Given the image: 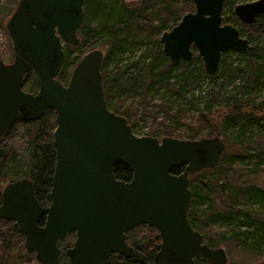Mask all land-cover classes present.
<instances>
[{
    "label": "water",
    "instance_id": "95a60500",
    "mask_svg": "<svg viewBox=\"0 0 264 264\" xmlns=\"http://www.w3.org/2000/svg\"><path fill=\"white\" fill-rule=\"evenodd\" d=\"M84 1L19 0L6 21L13 57L9 63L0 58V136L14 122L52 109L55 161L49 205L37 198L31 179H15L1 191L0 219L15 222L26 249L42 264H60L58 242L70 233L75 239L65 252L68 264H104L113 253L133 257L125 236L139 224L160 233L154 264H193L201 258L226 264L224 249L207 245L188 219L190 176L218 165L226 146L220 136L134 134L128 119L107 107L98 48L80 57L66 83L59 79L63 44L79 43ZM192 1L194 10L163 31L159 42L170 63L190 61L195 51L213 76L223 52L252 45L237 27L223 22L225 0ZM233 13L251 24L264 14V0L237 3ZM30 72L35 93L22 89ZM117 163L130 169V181L115 177Z\"/></svg>",
    "mask_w": 264,
    "mask_h": 264
},
{
    "label": "trees",
    "instance_id": "16d2710c",
    "mask_svg": "<svg viewBox=\"0 0 264 264\" xmlns=\"http://www.w3.org/2000/svg\"><path fill=\"white\" fill-rule=\"evenodd\" d=\"M248 1L250 0H243ZM238 2L239 0H225L224 5L234 7ZM193 10L192 0H140L138 5L125 4L119 0H85L84 23L77 33L78 37L80 35L77 46L82 44L84 49L76 57H72L63 47L66 59L59 79L66 83L70 68L74 67L83 54L99 45L106 46L101 73L106 104L111 111L129 119L121 108L127 98L134 95L144 98L149 94H161L162 102L155 110L163 111L168 118L173 117L171 120L176 123V127H182V117L186 112L195 110L197 115H193L192 121L186 125L190 132L184 136H173L164 121L158 123L159 126L154 125L145 134L180 139L217 135L224 137L226 147L237 148L238 151L227 162L223 153L215 168L200 171L211 172L212 179L204 187L190 183L193 197L188 219L210 247H217L230 239L236 248L241 247L243 251L260 256L264 253V189L256 185L234 186L227 179V168L231 167V162L241 163L244 158L253 162L254 168L264 167V150L251 144L264 133V14L258 16L251 24L240 23L233 11L224 19V23H232L238 28L240 34L249 40L252 48L242 52H223L218 72L209 76L205 73L202 60L197 54L190 61H181L174 65L163 54L159 42L163 31L177 24L183 14ZM139 44H145L146 48L135 55V47ZM231 54L236 55V60H229ZM109 63L113 64L112 71L108 70ZM34 86L37 90L36 79ZM195 90H200L196 96L193 95ZM190 94L191 98L185 101V104L189 105H183L182 101ZM200 98L205 99L202 101ZM142 105L147 108L148 103ZM217 105L226 111H215ZM54 118L55 111L49 109L38 119L12 124L0 137L1 142L2 138L18 125L26 130L29 139L24 154V175L12 180L20 177L31 179L37 198L45 205L49 203L54 166ZM131 127L134 129L132 124ZM9 152L11 149L7 144L0 145L3 164ZM14 156L13 154L11 159L15 160ZM222 163L228 164L222 168ZM10 174L0 175V187L7 182L6 178ZM115 174L120 179H127L131 172L128 167L118 164ZM213 224H218L222 229L215 239L209 231ZM140 227L148 230L147 236L132 235L134 230L127 236L128 242L136 249L135 257L125 258L113 254L104 264H154L153 254L160 245V234L153 227ZM11 232L10 240L16 236L22 241L21 249L32 254V251L26 249L24 238L16 225ZM10 240H3L0 246V264L10 259L11 255H6V248L12 242ZM36 261L39 262L37 259ZM193 264L213 263L201 258Z\"/></svg>",
    "mask_w": 264,
    "mask_h": 264
},
{
    "label": "rangeland",
    "instance_id": "374dc122",
    "mask_svg": "<svg viewBox=\"0 0 264 264\" xmlns=\"http://www.w3.org/2000/svg\"><path fill=\"white\" fill-rule=\"evenodd\" d=\"M18 1L19 0H0V58L6 63L12 60V48H11V38L6 30L5 24L7 19L11 15L12 11L16 7ZM119 1L129 5H138L140 2V0H119ZM182 1L184 2V0ZM242 2L243 0H239L238 3H242ZM232 11H233L232 6L224 5L222 12L223 21L226 17L230 15ZM63 47L66 49L67 52L71 53L72 57L74 56L76 57L84 49L82 44L77 46V45L64 43ZM95 48H98L102 51L103 58L106 57V50H107L106 46L99 45ZM135 48H136L135 55H137V53H139L140 50L146 48V45L139 44ZM195 54L196 52L194 51V55ZM229 60H236V55L231 54ZM125 61L126 60L124 59L123 62ZM113 69H114L113 64L109 63L108 70L112 71ZM71 70L72 68H70V72ZM24 80H25L24 90L29 92H33L36 90L34 86L35 76L32 72L28 73L25 76ZM198 91L200 90H195L193 92V95L194 96L198 95ZM191 96L192 94H190L187 98H184L182 104L188 106L189 104H185V101L188 100V98H191ZM200 99L204 101L205 98H200ZM141 101L143 102L142 104H145L146 102L148 103L147 108H144V105L140 103ZM161 102H162L161 94L160 96L159 95L152 96L151 94H149L147 97L145 96L144 98L141 95L140 96L134 95V97L127 98V100L125 101L124 105L121 108L124 109L125 112L127 113L130 125L131 124L133 125L134 129L132 128V131L134 134L136 135L140 134L141 136H144L146 135L145 133L150 131L154 125L159 126L158 123L161 122L163 123V121L165 122L164 124H166L168 129L173 132L172 133L173 136H177V137L184 136L186 133L190 132L189 129H187L188 127L186 125L187 123L192 121L194 117L193 115H197V112H195V110L186 112V115L182 117L184 126L176 127V123H174L171 120L173 117H169L170 118L169 119L163 111L155 110L158 108L157 105L160 104ZM214 110L215 111L220 110L222 113L226 111L225 108L220 107L218 105L215 106ZM220 138L224 140L223 136H220ZM28 139H29V135L27 134L26 130L23 128V126L18 125L14 127L12 130H10L9 134H6V136L3 137L0 142V145L7 144V147L11 149V152H9L10 154L7 155L6 157L7 159L4 164H3L2 155H0V175H3L5 173H11L6 178L7 182L13 181L12 180L13 178H17L19 176L24 175L23 172L26 167V159L24 157V154L27 150ZM251 144L256 145L258 149L264 150V133L261 134V138H258L256 141L253 140ZM237 151H238L237 148L233 146L232 147L225 146L223 157L226 159V162ZM13 154L15 155L14 156L15 160L11 159L13 158L11 157L13 156ZM227 164L228 163H222L223 166L222 168H225ZM230 166L231 167L227 168L228 170L227 179L228 181H230V183H233L234 186L244 187L247 185H256L264 189V167L260 169L254 168L253 162H251L248 158H244L241 163L231 162ZM204 170L205 169L200 171H204ZM200 171L191 175L190 183L192 182V184H198L204 187L212 179L211 172L209 171L200 172ZM221 181L223 180H220V182ZM7 182L2 184V186L0 187V192L2 191L3 187ZM14 225L15 222L13 220L0 219V246L3 240L5 239L7 241L10 240V235L12 233L11 231ZM209 231L212 233V236H214L215 239L217 235L221 233L222 229L219 227L218 224H213L212 228ZM132 235L138 237L147 236L148 230L145 227H138L134 230ZM73 240H74V235L71 234L60 241L59 243V248L61 249L60 264H68V257L65 254V249L71 245ZM10 241L12 242L10 243V246L6 248L8 250L6 255H11V256L10 259L4 261V264H42L36 261L37 258H35L34 253L31 254L21 249L22 241L18 239L16 236H14ZM217 247H222L224 249L227 256L226 264H258L259 262H264V253L260 256H256L248 251H243L241 247L236 248V245L230 239H227L225 242L218 244ZM0 259H1V250H0Z\"/></svg>",
    "mask_w": 264,
    "mask_h": 264
},
{
    "label": "flooded vegetation",
    "instance_id": "af4514ba",
    "mask_svg": "<svg viewBox=\"0 0 264 264\" xmlns=\"http://www.w3.org/2000/svg\"><path fill=\"white\" fill-rule=\"evenodd\" d=\"M84 23V22H83ZM13 57V56H12ZM3 61V60H2ZM12 61V60H11ZM10 61V62H11ZM4 62V61H3ZM6 63V62H5ZM7 63H9V62H7ZM27 75V74H26ZM25 81V80H24ZM23 90H24V83H23V88H22ZM24 91H26V90H24ZM37 90H35V91H33V92H29V91H26V92H29V93H35ZM49 110V109H48ZM46 112V111H45ZM40 118V117H39ZM36 119H38V118H36ZM34 120V119H33ZM32 121V120H31ZM16 122H23V121H16ZM16 122H14V123H16ZM27 122H29V121H27ZM129 122V121H128ZM13 123V124H14ZM130 124V123H129ZM12 125V124H11ZM10 125V126H11ZM9 126V127H10ZM9 129V128H8ZM7 129V130H8ZM7 130H6V132H7ZM5 132V133H6ZM1 137V136H0ZM54 161H55V155H54ZM118 164H121V163H117V164H115L114 165V175H115V177L117 178V179H119V180H123V181H125V182H128V181H130L131 180V177H132V174L130 175V177L129 178H127V179H120V178H118L117 176H116V174H115V167L118 165ZM121 165H124V164H121ZM124 166H126V165H124ZM54 167V166H53ZM127 167V166H126ZM183 169V167H181V168H178V169H175V171L176 172H179V171H181ZM129 171H130V169H129ZM131 172V171H130ZM52 177V176H51ZM191 177V176H190ZM190 185V184H189ZM35 186V185H34ZM50 188H51V183H50ZM36 190V189H35ZM49 192H50V190H49ZM192 201V200H191ZM49 203H50V197H49ZM49 203L47 204V205H49ZM190 207H191V204H190ZM190 210V209H189ZM188 213H189V211H188ZM145 224H139V225H137V226H134L133 228H131V229H129L127 232H126V236H125V240H126V243L128 244V245H130L134 250H135V255H136V249L128 242V239H127V236H128V233L129 232H131L132 230H135L136 228H138V227H140V226H144ZM146 226H148V225H146ZM150 227V226H149ZM154 228V227H153ZM156 229V228H155ZM157 230V229H156ZM158 231V230H157ZM71 234H73L74 235V239H75V234L74 233H70V234H67L64 238H66L67 236H69V235H71ZM160 234V233H159ZM161 237V236H160ZM63 238V239H64ZM63 239H61V240H63ZM61 240H59V242L61 241ZM74 241V240H73ZM73 241H72V243H73ZM59 242H58V246H59ZM72 243H71V245H72ZM70 245V246H71ZM69 246V247H70ZM69 247H67V248H69ZM67 248L65 249V252H66V250H67ZM158 249H159V247H158ZM157 249V250H158ZM156 250V251H157ZM155 251V252H156ZM154 252V253H155ZM34 253V252H33ZM60 253H61V249H60ZM35 254V253H34ZM66 254V253H65ZM113 254H117V253H113ZM113 254H111V255H113ZM110 255V256H111ZM117 255H119V254H117ZM135 255L133 256V257H130V258H134L135 257ZM123 256V255H122ZM125 257V256H124ZM126 258V257H125ZM108 259V258H107ZM59 260H60V255H59Z\"/></svg>",
    "mask_w": 264,
    "mask_h": 264
},
{
    "label": "built area",
    "instance_id": "2783aa9c",
    "mask_svg": "<svg viewBox=\"0 0 264 264\" xmlns=\"http://www.w3.org/2000/svg\"><path fill=\"white\" fill-rule=\"evenodd\" d=\"M138 136H141L140 134H138Z\"/></svg>",
    "mask_w": 264,
    "mask_h": 264
}]
</instances>
